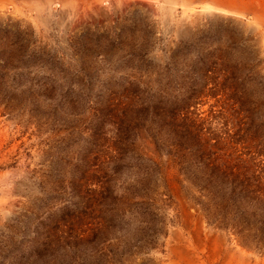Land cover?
I'll list each match as a JSON object with an SVG mask.
<instances>
[{
  "label": "rangeland",
  "instance_id": "obj_1",
  "mask_svg": "<svg viewBox=\"0 0 264 264\" xmlns=\"http://www.w3.org/2000/svg\"><path fill=\"white\" fill-rule=\"evenodd\" d=\"M0 264H264V0H0Z\"/></svg>",
  "mask_w": 264,
  "mask_h": 264
},
{
  "label": "bare ground",
  "instance_id": "obj_2",
  "mask_svg": "<svg viewBox=\"0 0 264 264\" xmlns=\"http://www.w3.org/2000/svg\"><path fill=\"white\" fill-rule=\"evenodd\" d=\"M213 1V0H212ZM230 3V2H229ZM218 4H221V5H226L227 3L225 2V1H220V2H218ZM217 6H219V5H217ZM215 7V6H214ZM219 8V7H218Z\"/></svg>",
  "mask_w": 264,
  "mask_h": 264
}]
</instances>
